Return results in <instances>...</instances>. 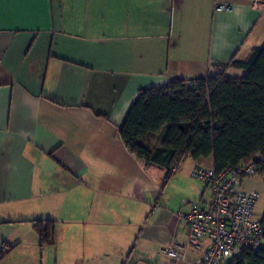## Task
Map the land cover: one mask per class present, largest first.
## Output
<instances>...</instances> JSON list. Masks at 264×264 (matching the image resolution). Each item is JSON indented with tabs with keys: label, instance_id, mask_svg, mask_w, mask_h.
I'll return each instance as SVG.
<instances>
[{
	"label": "crops",
	"instance_id": "obj_1",
	"mask_svg": "<svg viewBox=\"0 0 264 264\" xmlns=\"http://www.w3.org/2000/svg\"><path fill=\"white\" fill-rule=\"evenodd\" d=\"M263 45L254 0H0V249L13 247L0 264H196L189 247L180 262L160 252L186 246L174 194L205 202L191 172L212 159H185L165 182L118 128L139 91ZM37 220L56 222L52 246L39 248Z\"/></svg>",
	"mask_w": 264,
	"mask_h": 264
},
{
	"label": "trees",
	"instance_id": "obj_2",
	"mask_svg": "<svg viewBox=\"0 0 264 264\" xmlns=\"http://www.w3.org/2000/svg\"><path fill=\"white\" fill-rule=\"evenodd\" d=\"M231 69L244 75L230 78ZM118 134L137 159L167 170L165 182L185 159L211 158L213 168L220 171L255 155L261 157L259 175L264 179V45L243 62L211 65L203 78L139 91ZM161 134L160 147H151ZM31 224L39 248L54 244L55 221ZM12 248L2 245L0 261ZM235 264H264V249L242 252Z\"/></svg>",
	"mask_w": 264,
	"mask_h": 264
},
{
	"label": "built area",
	"instance_id": "obj_3",
	"mask_svg": "<svg viewBox=\"0 0 264 264\" xmlns=\"http://www.w3.org/2000/svg\"><path fill=\"white\" fill-rule=\"evenodd\" d=\"M214 9L222 12L229 6L216 1ZM261 168L260 155L220 171L194 167L191 177L203 186L208 198L202 203L182 202L188 211L179 212L177 218L187 229L186 246L175 243L162 249L161 255L180 262L189 247L202 253L196 264H235L242 252L256 253L264 249L262 218L255 216L260 195L242 187L243 181L259 175ZM175 171L176 167L172 168Z\"/></svg>",
	"mask_w": 264,
	"mask_h": 264
},
{
	"label": "rangeland",
	"instance_id": "obj_4",
	"mask_svg": "<svg viewBox=\"0 0 264 264\" xmlns=\"http://www.w3.org/2000/svg\"><path fill=\"white\" fill-rule=\"evenodd\" d=\"M180 167L182 168V170H187L188 162L182 163ZM192 182L195 184L193 180ZM242 187L245 190H254L259 193L260 198L258 200L256 209H255V216L258 218H262L264 214V179L263 177L261 175H256L250 179H246L243 181ZM178 193H181V192H178ZM178 193L174 195H175V201H178L179 204H182V202H186L190 200L188 197H182Z\"/></svg>",
	"mask_w": 264,
	"mask_h": 264
}]
</instances>
